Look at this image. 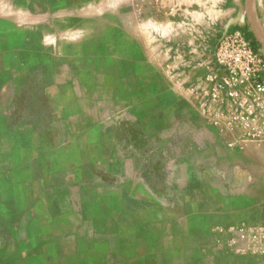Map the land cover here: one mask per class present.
Here are the masks:
<instances>
[{"label":"crops","instance_id":"1","mask_svg":"<svg viewBox=\"0 0 264 264\" xmlns=\"http://www.w3.org/2000/svg\"><path fill=\"white\" fill-rule=\"evenodd\" d=\"M254 22L264 0H0V264H264L224 232L264 225V145L182 94L233 31L264 56Z\"/></svg>","mask_w":264,"mask_h":264},{"label":"built area","instance_id":"2","mask_svg":"<svg viewBox=\"0 0 264 264\" xmlns=\"http://www.w3.org/2000/svg\"><path fill=\"white\" fill-rule=\"evenodd\" d=\"M175 8H170L174 13ZM214 58L220 74L184 84L182 94L201 117L234 135L230 147L264 145V56L255 43L239 31L222 37ZM170 77L173 74H168ZM235 255L264 258V225L252 224L224 230Z\"/></svg>","mask_w":264,"mask_h":264},{"label":"water","instance_id":"3","mask_svg":"<svg viewBox=\"0 0 264 264\" xmlns=\"http://www.w3.org/2000/svg\"><path fill=\"white\" fill-rule=\"evenodd\" d=\"M248 1L250 2L251 0H248ZM254 23L256 24L257 39L264 47V34H263L262 30L260 29L259 25L256 22H254Z\"/></svg>","mask_w":264,"mask_h":264},{"label":"rangeland","instance_id":"4","mask_svg":"<svg viewBox=\"0 0 264 264\" xmlns=\"http://www.w3.org/2000/svg\"><path fill=\"white\" fill-rule=\"evenodd\" d=\"M19 264H21V263L19 262Z\"/></svg>","mask_w":264,"mask_h":264},{"label":"bare ground","instance_id":"5","mask_svg":"<svg viewBox=\"0 0 264 264\" xmlns=\"http://www.w3.org/2000/svg\"><path fill=\"white\" fill-rule=\"evenodd\" d=\"M252 3V2H251ZM252 13V12H251Z\"/></svg>","mask_w":264,"mask_h":264}]
</instances>
